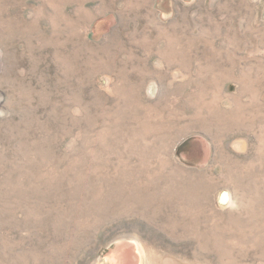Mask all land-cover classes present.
I'll return each mask as SVG.
<instances>
[{"label": "rangeland", "instance_id": "obj_1", "mask_svg": "<svg viewBox=\"0 0 264 264\" xmlns=\"http://www.w3.org/2000/svg\"><path fill=\"white\" fill-rule=\"evenodd\" d=\"M0 264H264V0H0Z\"/></svg>", "mask_w": 264, "mask_h": 264}, {"label": "bare ground", "instance_id": "obj_2", "mask_svg": "<svg viewBox=\"0 0 264 264\" xmlns=\"http://www.w3.org/2000/svg\"><path fill=\"white\" fill-rule=\"evenodd\" d=\"M63 10V9H62Z\"/></svg>", "mask_w": 264, "mask_h": 264}]
</instances>
